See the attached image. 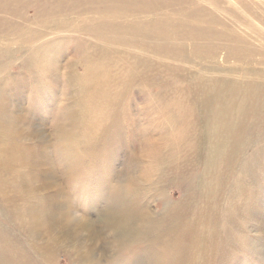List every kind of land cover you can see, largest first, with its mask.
Instances as JSON below:
<instances>
[{
    "label": "rangeland",
    "instance_id": "obj_1",
    "mask_svg": "<svg viewBox=\"0 0 264 264\" xmlns=\"http://www.w3.org/2000/svg\"><path fill=\"white\" fill-rule=\"evenodd\" d=\"M228 1L222 0L221 3L222 12L228 10L231 15L224 13L222 15L221 12V14H219L218 17L220 18V20L222 19V22L225 21L228 24H232L237 31L240 30L239 33L242 36H246L247 34L250 33L247 32L249 30L245 28V26L242 24L237 23L236 25H234L233 21L236 20L239 21L238 16H246L247 14H249L248 12L249 10H251L252 12H263L264 0L262 1L261 0H257V1L228 0ZM187 2L188 0H183L180 3L186 4ZM196 3H199L204 8H209V4L207 2L202 3V1H200ZM223 3L225 6L223 5ZM190 4L187 5L190 6ZM183 8L187 9L190 7H183ZM233 10L235 14L233 13ZM241 10H243L245 13L242 12ZM26 12H29L28 16H31L33 14L31 10H26ZM251 17L252 16L245 18L249 20L250 24L252 25ZM262 20H264V18H259V21L257 20V23L263 25L264 21L262 22ZM260 31L264 34V25L262 26V30L260 29ZM63 34L60 35L58 34L53 38H50L48 41H45V43H43L46 46L45 47L46 51L47 50L49 51L48 53V51L44 52L43 50H41V53H46V59L44 58L45 61L43 62L44 64L39 62L36 63L38 66L36 64H33L31 66L29 65L28 67L27 66L23 67L18 65L20 63L19 60L16 61L14 66L13 65L8 66V69L6 70L5 73L0 74L1 76L0 84H7V88H9L10 94H7L8 96L7 95L6 96L13 103V105L9 110V117L11 118H8L5 124L0 123V127L5 126V130L8 136L7 137L8 140H4L5 137L3 133L0 132V253H1L0 264L2 263L15 264L16 262H18V264H26V263L27 264H82L83 263V259L79 260L74 258V252H72L69 249L70 245L68 243L64 244V242L62 243L61 241L58 243L53 242V240L55 239L53 236L57 235V233H55L51 237H48V239H51L50 242L49 240L48 241L45 240V237H47L48 233L45 234L46 236L42 238H40L38 235H35L33 233V229H32L33 225L32 223H30L31 221L28 220V212H27L28 209L32 208V206L40 207V208L43 207L46 209L49 207V203H50L48 199V191L44 190L42 185L40 186V184H42V181L40 180L41 176L38 175L39 174L38 171H40L42 164L40 163V161H37L38 164L36 163V161H34L36 160L34 158H38L39 156L38 152H40L42 148L45 149V146H43V144L39 142V140L36 139L33 140L30 138V136L27 137V135L23 136V132L26 133L25 129L30 128L31 130H35L36 127H34V125L37 124H35L34 121L29 124V120L31 119H28L25 121L23 126L17 125L16 121L20 120L17 118L19 115L21 116L23 114L22 111L25 113L28 111V113L32 114L33 117H35L36 114L35 118L39 120L38 124L44 126V130L49 139L47 146L49 145L48 149L49 152L51 153L52 163L54 164L57 171V181L60 184H62L64 188L67 189L68 193L70 194V197L73 199L80 214L89 215L90 217H92L95 223L94 225H96V227L99 230H102V232L103 230H105L104 222L102 221L103 212L104 210H106V204L110 200V195L112 196V192L110 191L108 192L109 195L107 198L103 196L105 195L104 192L105 188L102 187H105V183H106L105 181L107 180L109 185L112 186L114 184L120 187V192L115 194V199L117 201H120V199H122V197L124 195H127L128 193L127 196L130 200L135 199L134 200L135 202L143 204L144 207H147L148 213L150 212L152 213L154 220L156 219L155 221L153 220V222L151 223L152 227L146 224L147 229L145 230V233L140 235L139 237L137 236V238L133 239L134 241L131 240L130 243H128V245L124 244L123 246H119V247H117L114 243L112 245H109L108 243L113 241L112 237L107 233H103L104 245L105 244L109 245V246L106 245L105 248L103 247L102 249L105 251V254L108 255L107 264H152V260L154 264H161L160 262L162 261V258L165 259V262L163 264H250L251 262H252L251 264H255V263L259 264L261 261L262 262L260 264H264V214H263L264 213V128H262V126L264 127V124L260 122L263 119L261 117H258L259 121L257 119H255V121H253L252 119L249 121L248 123L249 128L252 129V131L253 130L254 131L251 133L249 130L248 132L249 136H246L248 140L247 138L243 139V146H245L246 149L244 147V149L239 150L240 153L235 152L233 147L236 144L234 145V142L232 141L231 143L233 145L229 143L231 145V148H229L230 145H228V148L226 149L228 153L229 151H231V149H233L232 151L234 152L231 151L229 154L226 153L227 151L223 152L222 157L220 158L224 157L223 158L224 161H221L222 159L219 158V160L217 159V161H221L222 163L221 162L217 163V161L215 163V161H213L212 163H210L209 165L210 167L206 169L205 167L208 163L207 161L208 152L206 153L205 150L199 152V155L197 157L200 156L199 157L200 159L194 157V152H193L194 147H192V142H193L192 139L189 138L191 142L190 144L191 146L188 145L189 140L185 142L186 139H188L187 137L190 136L193 137L192 133L188 132L189 130L187 131L188 132L187 134L184 128L181 130L185 138L183 137V134H181L180 132L179 136L175 140V142L177 141L179 142L177 144L174 142L176 146L172 144L173 142H171V144H168L170 141H173L172 139L166 141L163 140L162 138L163 133L168 132L169 122L166 121L165 119H161V120H157V119H159L158 112H161V110H159L160 105L164 106V102L161 101V103L159 102V104L156 103L158 105L157 107L152 104V102H154L152 100L153 99L155 100L154 97L155 96L157 97L160 94L161 95L174 94L175 96L173 98L175 99V101H177L176 99H178V97L180 96V92H183L182 90L187 86V84L186 82H184V84L183 82L182 84L178 83L180 79L177 76L174 77V75H172V70H173L172 67H180L182 68L181 70L183 72L185 67H188L187 65L181 64L180 62H176L170 58L167 59L164 58L163 56L157 55L149 51L148 48L144 47L141 44H135L131 46V48L130 47L119 48V46L110 45L114 47V48L111 47V49H114L115 53L111 57L112 63L111 61L110 63L109 62L107 63L112 65L115 61H116L115 63L118 62L117 64H114V66L116 65V67H114L113 65L112 67L110 66L115 71L114 72L113 70H111L110 75L114 77L117 75V79L115 77L116 83L118 81H121L120 79H123L125 76L126 77L124 80H126V78L127 79L130 78L131 75L139 76L141 73H143L142 78H137L135 80L136 86L134 84L133 86L134 88H133L132 87L133 84H132L130 86L132 88L127 92H126L127 89L124 90L123 88V90H120L121 87L117 86L118 88L117 87H114L115 89L113 88L114 90L112 91V93L110 91L107 93L104 92L100 93L101 95L98 97L101 98V101L107 100L108 99L107 95L111 94L112 99L111 98L108 99L107 103H109L110 101L112 103V101H114L115 99L117 100L120 107L121 105L128 106L127 109L124 107H121L120 109L119 107L118 111H116L115 113L110 112L109 115L110 116L112 115L111 116L112 118H110L109 115L107 117L105 116L106 110L102 111L104 108H100V107L98 108L99 103L98 100L96 101L97 99L96 95L98 90L91 81L88 82V85L82 88V91H80L81 89L76 91L74 90V93L70 95L71 97L70 99L66 94L68 89L67 88L68 82L66 81V77H67L66 72L73 70L75 71L77 78L84 76L83 74H85V69L83 68L85 63H87L89 60L91 61V59L93 58L95 60L97 59L99 60V56H101L100 50L102 49V47H106L105 43L101 38H92L90 36H88L90 37L88 38L85 34H81L78 32H77L78 36L75 35L76 33H69V34L65 33V35ZM253 35L257 37L255 34ZM253 35H251V37L255 38ZM77 37H80L81 41L80 38H78L79 39L78 40ZM58 38L62 40L60 41ZM252 38L250 39V42L253 44L251 47L253 48L260 47L261 46L259 45L260 43H258L256 40ZM66 41L68 42V45L70 47L67 45ZM74 41H76V43ZM77 43H79L80 45L79 44L77 45ZM186 43H190V42L187 41ZM138 45H140V47ZM262 46L264 47V42ZM71 47L73 48L71 49ZM57 48H59V51ZM188 48H190L189 44H188ZM65 49L67 50L66 53L68 55L64 54L66 51ZM96 49H99V51H96ZM25 50L28 49L26 48ZM70 50L72 52H70ZM61 51L64 52L62 53ZM54 53H55V57H54ZM80 53L81 54L83 53L84 55H82V57H79ZM173 53L174 52L171 53L172 56H174ZM61 54L64 57H60ZM90 54L93 57H91ZM131 54H134L135 56H130ZM57 55L60 58L56 59ZM89 55L91 58H89ZM85 56L87 57V60H85L86 59ZM19 57L21 58V55L18 53L16 54L15 59ZM55 59L58 68L57 69L58 72H56L57 76L59 73V69L62 65V69H60L61 72L59 76L60 82L57 87L58 89H56V98H58V101L56 99L53 100V97L52 100L49 99V97L53 96L54 93L51 92L50 91L51 88L47 86L49 83V79L47 78L44 70L47 69L48 65L51 66L52 63H55L54 62ZM169 60L171 63L168 62ZM22 61H23V55H22ZM135 62L137 63V65H135ZM126 63H128V66L126 65L127 68L125 66ZM154 63L158 68L154 65ZM45 64H47V66ZM118 64L120 65V67ZM138 64L140 66H138ZM71 66L73 69L71 68ZM117 66L119 67V69L117 68ZM254 66H256L255 68H259V66L257 65ZM263 67H264V61H263V65L260 68L264 70ZM117 69L118 70L121 69L122 72L120 71L117 72L116 74ZM130 69H132L131 72H129ZM165 69L168 71H166ZM124 70L125 72H123ZM168 73H170V75H168ZM154 74L155 76H153ZM156 74L158 78L156 77ZM16 76H20V77L23 76L22 86H18L15 84L13 77ZM249 78H253V77L252 76L249 77L245 75L243 76L238 75L236 77L237 81H242V82L248 80ZM8 79L9 81L10 80L12 81L9 82ZM40 79L41 82H39ZM147 83L150 84L151 87L147 86L146 85ZM157 85H159V87ZM161 85H163L164 87ZM41 86L43 87V89L45 87V90L47 92L45 90L42 91L43 89H41L42 88ZM138 86L140 87L138 88ZM156 86L158 87V89ZM48 87L50 88V90H48L49 89ZM130 87H128V89ZM17 89L18 91L16 92L15 90ZM141 89L144 90L143 92L147 93L146 96L149 98L148 100H146V98L141 95L142 94ZM130 91L132 92V94ZM134 91L136 92V96H133ZM4 94H5V90H4ZM121 94L124 95L125 97L120 96ZM87 97L89 98L88 100L86 99ZM126 97H128V100ZM77 98L79 102L77 101ZM122 98L123 99L125 98V100H123ZM173 98H169L168 102L170 101L174 103ZM76 101L78 104H76ZM79 103L83 105L81 106ZM66 104L71 105V110H70L71 116L68 114L67 117H64L67 114ZM83 106L85 108H83ZM163 106H161V108ZM16 107L17 109L19 108L18 111L17 109H15ZM101 111L104 113V115L102 114ZM100 112L102 116H104V118L106 117L105 119L103 118L102 120L105 121V126L107 130L103 128L102 130L104 131H101L99 134L98 130H97L98 132L93 131L92 127L94 123L93 124L91 123L93 121L94 114H99L100 117L101 116ZM122 114L123 116L126 115L128 120L121 119ZM107 119L110 120L107 121ZM42 120L43 122H47L45 123L46 125L42 123ZM59 121L68 124L67 126H69V128L72 127L70 129L71 130L70 134L73 137L70 143H66L65 149L63 150H61V148L59 147L60 143L58 142L57 139L58 134L55 132V125H57ZM18 122L21 123V120ZM117 122L119 125L117 124ZM256 122L258 123L260 122V123L258 124ZM114 123H116V127ZM257 124L260 125L261 128L257 127L258 126ZM113 127H115L116 132ZM117 127H119V130ZM253 127L254 128L256 127L258 129V133L261 134L259 135L257 133V129H253ZM155 128H158L159 131L162 130V128L165 129L163 130V133H160L159 131L156 132ZM108 131L110 132V134ZM112 133H114L113 134L114 136L111 135ZM250 133L253 134L254 136L251 135ZM119 134L122 136H120ZM145 135H150L151 139H154L155 137H159L160 141L162 142V145L163 143H165L163 146L167 145V147L162 148L163 153L174 152V150L172 151V149L170 148L171 145L173 149L174 147L175 149H177L174 152V154L176 153V155L173 159H172L173 156L168 157V161H169L168 163H171V165H168L169 167L167 166L163 172L157 174L154 178H151L150 181L148 180L146 181L145 179L147 178L144 176L146 175L149 169L147 165L149 161L143 157V154L144 152L148 151V146L150 143L149 138ZM74 136L76 138H74ZM249 138L250 140L251 139L252 140L249 141ZM180 139L182 140L184 139L183 141L185 143ZM142 140H144V142ZM246 140H247V146L245 145ZM101 141L104 142L102 143ZM182 143L183 146H181ZM178 144L180 148L179 150H178ZM76 145L77 147H75ZM184 146L186 147L185 149ZM203 152L206 154H204ZM68 155L69 157H71V160L74 157L76 158V161L79 160L78 162H76L78 164L75 167L73 176L70 175L71 172L69 173L66 172L64 165L65 163L64 159H68ZM181 157H183V159ZM234 158H237V160ZM71 160L70 162H72ZM232 160L234 162L240 161L238 167L236 163L234 165V162H232ZM229 161H231V163L233 164L231 165ZM233 165L235 166L234 170H233L234 168ZM202 171L204 172V174ZM124 173H126V175L122 176ZM201 174H203L204 178H201L203 177L201 176ZM68 176H70V178ZM135 179L136 180L138 179L140 182L142 180H143L142 182H145L140 187H138L139 190L135 189L137 185L136 182H138V180L136 181ZM125 180L128 181V183ZM120 182L123 183V187H122V183ZM140 188L141 190L143 189V192L140 190ZM106 190H108L107 187ZM147 190L148 192H146ZM137 192H141L142 195L141 193L137 194ZM100 196L103 198H101ZM211 199L212 201H210ZM98 200L99 201L101 200L102 202L101 201L98 202ZM109 203L107 204V207L109 206ZM119 204H121V202H119ZM123 204L126 203L123 201ZM215 211L216 213H214ZM207 221L210 222L207 223ZM207 226L209 227V229H207L208 228ZM212 227L213 229H211ZM213 232L217 235H215ZM161 241L163 243H161ZM2 250H4L5 253ZM252 252L254 255L252 254ZM259 255L261 258H259ZM8 258L9 259L12 258V259L8 260ZM249 259L251 262L249 261ZM157 261L158 263H156ZM88 264H91V262H89Z\"/></svg>",
    "mask_w": 264,
    "mask_h": 264
},
{
    "label": "bare ground",
    "instance_id": "obj_2",
    "mask_svg": "<svg viewBox=\"0 0 264 264\" xmlns=\"http://www.w3.org/2000/svg\"><path fill=\"white\" fill-rule=\"evenodd\" d=\"M182 1L183 0H0V71H1L0 74L5 73L6 70L8 69V66H10V65L14 66L16 61H19V60H20V63L18 65L23 66V67L24 66L28 67L29 65L31 66V65L39 63V62L43 63L45 61L44 58L46 59V53H41V50H43L44 52L48 51V50L46 51V48H45L46 46L43 43H45V41H48L50 38H53L54 36H56L58 34L60 35V34L64 33L63 35H65V33L66 34L76 33L75 35H77V32H78L81 34H85L87 37L90 36L92 38H101L103 40V42L105 43L106 47H102V49L100 50L101 56L98 55L99 60L98 59L95 60L93 58L95 61L93 59H91V61L89 60L90 62L84 61V62L88 63V64L85 63L84 68H83V69H85V74H83L84 76L80 77L78 75L80 78H77L75 71L70 70V71L66 72V75H67L66 81L68 82V83L66 82L67 88H68L66 94L70 99L71 98L70 95L72 93H74V90L76 91V90L81 89L80 91H82V88L85 87L86 85H88V82L91 81L93 83V85L96 86V89L98 90L97 95H96V97H97L96 101L98 100V103H99L98 108L99 107L104 108L102 111L106 110L105 116L107 117L110 114V112L115 113L116 111H118V108L120 106H119L117 100H115L114 98H113L114 101H112V103H111V101L109 103H107L108 99H110V98L112 99L111 94L107 95V98H108L107 100L101 101V98L98 97L101 95L100 93L101 92L107 93L109 91L112 93V91L115 89L114 87H117V86L121 87L120 90H123V88H124V90L127 89L126 90V92H127L134 86L135 80L137 78H142V74H143V73H141L139 76L138 75H136V76L131 75L130 78H128V79L126 78V80H124L126 77V76L124 77V75H125V73H124V75H123L124 78L120 79L121 81H118L116 83V80H115V77L117 79L116 74H117V72H120L121 69L118 70L120 67V65L118 64L119 67L117 66L118 69H117L116 74H115L116 76L114 77V76L110 75L111 70H113L111 68L112 65L114 66V64L118 63V62L115 63L116 62L115 61L112 65L109 64L110 61L112 63L111 57L115 53L114 49H111V47H113V46H110V45L119 46V48L120 47H130L131 48V46H133L135 44H141L144 47L148 48L149 51H151L157 55L163 56L164 58H167V59L170 58L176 62H180L181 64L187 65L188 67H185V69L183 68L184 69L183 72L181 70L182 68H180V67H172L173 68L172 75H174V77L177 76L180 79L178 83L182 84V82H183V84H184V82H186V84H187V86L185 88H183V90H182L183 92H180V96L179 97L177 96L178 97V99H176L177 101H175V99L173 98L175 96L173 93H172L173 95H166V94L161 95L160 94L159 96L154 97L155 100L152 98L153 99L152 101H154V102H152V104L155 105L156 107L158 106L156 103L159 104V102L161 103V101L164 102V106L160 105L159 110H161V112H158L159 119H157V120L165 119L166 121L169 122V128H168L167 133H163V130L165 128H162V130H160V131L158 130V128H155V131L156 132L159 131L160 133H163L162 138L164 141L172 139L173 141H170L168 144H171V142H173L172 144H174V146H176V144L179 142V141L175 142V140L179 136L180 132H181V134H183L181 131L183 128H184V130H186V134L188 132L192 133L193 137H191V136L187 137L188 139H186L185 142H187V140H189V138L192 139V141H193L192 147H194L193 152H194L195 158L199 155V152H202L204 150L206 151V153L208 152L207 153V159L208 160L205 159L208 161V163L206 161L207 165L205 164L206 165L205 168L207 169L210 167L209 166L210 163H212L213 161H215V163H216L217 159L219 160V158L222 157L223 152L227 151L226 148H228V145H230L229 143H231L232 141L234 142V145L236 144L233 147L235 152L240 153L239 150L244 149L245 146H243V139L244 138L246 139L247 138L246 136H249V133H248L249 130L251 133L254 131V130L252 131V129H250L249 125H248V123L251 119L253 121H255V119H257L259 121L258 117H261L263 120L260 118L262 120L260 122L262 124H264V70L260 68L263 65V61H264V47L262 46L263 42H264V34L260 31V29L262 30V26L264 24L260 25V23H257V20L259 21V18H264V11L263 12H252L251 10H249L248 12L250 15L245 14L246 16H238L239 21H237V20L233 21L234 25L239 23V24L244 25L245 28H247L249 30V31H247L248 33L250 32L249 34H247L246 36H242L239 33L240 30L237 31L232 24H228L225 21L222 22V19L220 20V18L218 17V15L221 14V12H222V7H221L222 0H188V2L186 4L185 3L181 4L180 2H182ZM200 1H202V3L207 2L209 4V8H204L199 3H196V2H200ZM190 2H191V4H190ZM228 2H230V1H228ZM187 4H190V6ZM223 5H224V3H223ZM183 7H190V8L185 9ZM26 10H31L33 12V14L31 16H28L29 12H26ZM183 10H186V11H183ZM241 11L244 12L243 10H241ZM223 13L231 15L228 10L222 12V15H223ZM233 13H234V10H233ZM248 15L252 16L251 17L252 25L250 24L249 20L246 19L247 17H249ZM224 20H226V19H224ZM263 21L264 20H262V22ZM238 26H240V25H238ZM247 32H245V33H247ZM253 34H255L257 37H255ZM251 35H253L255 38H252ZM90 37H88V38H90ZM250 37L252 39L256 40L258 43H260L259 45H261V46L258 48L251 47L253 44L250 42V39H251ZM74 38H73V40H74ZM78 38H80V37H77V39ZM58 39L60 41L62 40L60 38H58ZM51 40H53V39H51ZM69 40H71V39H69ZM76 41H74V42L76 43ZM80 41H81V38H80ZM187 41L190 43H186ZM78 44L79 43H77V45ZM188 44L190 45V48H188ZM67 45H68V42H67ZM86 45H87V43H86ZM256 45H258V44H256ZM138 46L140 47V45H138ZM108 47H110V48H108ZM26 48L28 50H25ZM59 48H60V46H59ZM59 48H57L58 51H59ZM72 48L73 47H71V49ZM79 48H80V46H79ZM99 49H96V51H99ZM53 51H54V49H53ZM77 51H78V48H77ZM85 51H86V49H85ZM119 51H120V49H119ZM66 52H67V50L65 51L64 54H67ZM70 52H72V51L70 50ZM136 52H134V53H136ZM172 52H174L173 53L174 56L171 55ZM18 53L21 55V58L19 57V58L15 59L16 54H18ZM22 53H24V54H22ZM48 53H49V51H48ZM92 53H94V52H92ZM98 53H100V52H98ZM22 55H23V61H22ZM82 55H84V54L80 53L79 57H82ZM90 55H89V58L93 57L92 55L90 57ZM121 55H122V53H121ZM142 55H143V53H142ZM86 56H85V58H86L85 60H87ZM130 56H135V55L131 54ZM54 57H55V53H54ZM60 57H64V56L61 54ZM60 57H58V55H57L56 59L60 58ZM134 58H136V57H134ZM56 59L54 60L55 63H52L51 66L48 65L49 68H48L47 64H45L47 66V69H44V70H45L47 78L49 79V83L47 86H49L51 88V90H50V88L48 87L49 88L48 90H50L51 92L54 93V95L50 96L49 99L52 100V97H53V100L56 99L58 101V98H56V89H58L57 87H58L59 82H60L59 76H60V72H61L60 69H62V65L59 69V73L57 76L56 72H58L57 71L58 68H57ZM118 59H120V58H118ZM132 59H133V57H132ZM153 59H154V57H153ZM107 62H109V63H107ZM164 62H166V61H164ZM168 62H170V60ZM28 63H30V64H28ZM155 63H154V65H155ZM72 64H73V62H72ZM36 65H34V66H36ZM126 65L128 66V63H126L125 66ZM135 65H137L136 62H135ZM254 65L259 66V68H255L256 66H254ZM127 66H126V68H127ZM138 66H140V65L138 64ZM143 66H145V65H143ZM114 67H116V65ZM132 67H133V65H132ZM71 68H72V66H71ZM131 70L132 69H130L129 72H131ZM166 71H168V70H166ZM123 72H125V70ZM141 72H142V70H141ZM153 73H155V72H153ZM17 75H20V74H17ZM168 75H170V73H168ZM238 75H240V76L245 75V76H249V77L252 76L253 78H249L248 80L242 82V81H237L236 77ZM153 76H155V74ZM156 77H157V74H156ZM13 78H14V82L16 85L22 86L23 76H21V77L16 76ZM24 80H26V79H24ZM8 81H9V79H8ZM10 81H12V80H10ZM0 82H1V79H0ZM39 82H41V79ZM137 82H138V80H137ZM71 84H73V85H71ZM152 84H154V83H152ZM77 85H78V87H77ZM131 85H132V87H130ZM137 85H138V83H137ZM146 85L151 87L150 84H148V83ZM8 86H10V85H8ZM135 86H136V84H135ZM157 86L159 87V85H157ZM161 86H163V85H161ZM13 87H14V85H13ZM128 87H130V88L128 89ZM139 87L140 86H138V88ZM158 87H157V89H158ZM6 88H7V84H0V110H1L0 111V117H1L0 123L1 124H5L6 120L8 118H11V117H9V110H10L11 106L13 105V103L7 98V96H8L7 94H10V91H9V88H7V89ZM41 89H43V87ZM41 89H40V91H41ZM72 89H73V91H72ZM142 89H141V93H142L141 95L143 97H145L146 100H148L149 98L146 96L147 93L143 92L144 90H142ZM4 90H5V94H4ZM44 90H45V87L42 91H44ZM15 91L17 92L18 89ZM26 91H27V89H26ZM57 92H59V91H57ZM122 94L120 96H124ZM131 94H132V92H131ZM133 94H134L133 96H136L135 91L133 92ZM50 95H51V93H50ZM125 95H126V93H125ZM15 96H16V94H15ZM19 96H21V95H19ZM129 96H131V95H129ZM81 97H80V99H81ZM126 98L128 100V97H126ZM169 98H173L174 103H172L170 101L168 102ZM86 99L88 100L89 98L87 97ZM119 99H120V97H119ZM123 100H125V98ZM77 101H78V98H77ZM77 101H76V104H78ZM52 102H54V101H52ZM87 103H88V101H87ZM87 103H86V105H87ZM57 104H58V102H57ZM79 104L81 105V103H79ZM123 104H124V102H123ZM76 106H79V105H76ZM161 106H163V107L161 108ZM51 107H52V105H51ZM121 107H124L126 109L128 108V106H122V105H121ZM121 107H120V109H121ZM66 108L65 109L67 110V114L64 117H67L68 114L71 116V112H70L71 105L66 104ZM83 108H85V107L83 106ZM15 109H17V107ZM18 110H19V108L17 109V111ZM20 110H22V109H20ZM50 110H51V108H50ZM72 110H74V109H72ZM101 112H100V114H101ZM22 113L23 114L21 116L19 115L17 118V119L21 120V123H19L18 121H20V120H18V121H16L17 125L23 126L25 121L28 119H31V120H29V124L33 121L35 124H37V125H34V127H36L35 130H31L30 128H27V129H25L26 133L21 131V132H23V136L27 135V137L30 136V138L33 140L34 139L39 140V142H41L43 144V146H45V149L42 148V150H40V152H38L39 156H38V158H34V159H36L34 161H36L37 164H38L37 161H40V163L42 164L41 168L43 169V171L41 168H40V171H38V173H39L38 175L41 176L40 180L42 181V184H40V186L42 185L44 190L48 191V199H49L50 203H49V207L46 209L43 207L40 208V207H33V206H32V208L28 209V211H27L28 212V220H30L31 221L30 223H32V225H33V227H32L33 233L35 235H38L40 238L45 237L46 236L45 234L48 233L47 237H45V240H47V241L49 240V242L51 239H48V237H51L55 233H57L58 236L57 235L53 236L55 238L53 240V242L58 243L61 241L62 243L64 242V244L68 243L70 245L69 249L72 252H74V258L79 259V260L83 259L82 264H88L89 262H91V264H107V256L108 255L105 254L104 250H102L103 247L105 248L106 245L109 246V245H112L113 243L117 247L123 246L124 244L128 245V243H130L131 240L137 238V236L139 237L140 235L144 234L145 230L147 229L146 224L151 226V223L154 220L152 213L151 212L148 213L147 207H144V205L141 203L135 202L134 201L135 199L130 200L127 196L128 193H127V195H124V196L122 195L123 196L122 199H120V201H117L115 199V194L120 192V187L118 185H114L113 183H111V184H113L114 186L109 185L108 180H107V181H105L106 182L105 187H102V188H105L104 189L105 195H103V194L102 195L105 196V198H107L109 195L108 192L110 191V192H112V196L110 195V200L107 202V204L110 202L109 206L107 207V204H106V210H104V212H103L102 221L104 222L105 230H103V232H102V230H99L96 227V225H94L95 223H94V220L92 217H90L89 215H81L80 214L77 206L75 205L73 199L70 197V194L68 193L67 189L64 188L63 185L57 181V171H56L54 164L52 163L51 153L49 152V149H48L49 145L47 146L49 139H48V136L44 130V126L38 124L39 120L37 118H35L36 114H35V117H33L32 114L28 113V111L26 113L22 111ZM102 114L104 115L103 112H102ZM102 114L100 117H99V114H94L93 121L91 123V124L94 123V125L92 127L93 131L98 130L99 134L101 131H104V130H102L103 128H105L107 130V128L105 126V121L102 120L104 118V116H102ZM117 114H119V113H117ZM90 115H91V113H90ZM111 116L109 115L110 118H112ZM121 117L120 118L123 120H128L126 115L123 116V114H122ZM116 119H118V118H116ZM116 119H115V121H116ZM108 120H110V119H107V121ZM42 123L45 124L47 122H43V120H42ZM256 123H258V122H256ZM117 124H118V122H117ZM164 124H165V122H164ZM67 125L68 124L62 123L60 121H59V123H57V125H55V132L58 134L57 139H58V142L60 143L59 147L61 148V150L65 149L66 143H70V141L73 137L70 134L71 133L70 129L72 127L69 128V126H67ZM114 125L116 127V123H114ZM253 126H254V124H253ZM115 127H113V128L115 129ZM119 127H117L118 130H119ZM257 127H260V125H258ZM113 128H111V129H113ZM262 128H264V127L262 126ZM253 129H257V128L253 127ZM118 130H117V132H118ZM184 130H183V132H184ZM109 131H110V129H109ZM112 131H114V130H112ZM0 132L3 133V135L5 137L4 140H8V138H7L8 136H7V132L5 130V126L0 127ZM115 132H116V129H115ZM78 133H79V131H78ZM105 133H107V132H105ZM141 133H144V132H141ZM257 133H258V129H257ZM80 134H81V132H80ZM109 134H110V132H109ZM113 134L114 133H112L111 135H113ZM106 135H105V138H106ZM251 135H253V134H251ZM120 136H122V135H120ZM145 136H147L149 138L150 143L148 146V151L144 152V154H143V157L149 161V163H147L149 169H148L146 175H144V176L147 178V179H145L146 181L147 180L150 181L151 178H154L157 174L163 172L168 165H171V163H168L169 162L168 157L173 156L172 157V159H173L176 155V153L174 154V152L177 149H175V147L173 149V147L171 145L170 148L172 149V151L174 150V152L163 153L162 148L167 147V145L163 146L165 143H163V145H162V142L160 141L159 137H155L154 139H151L150 135H145ZM145 136H144V138H145ZM107 137H109V136H107ZM180 137H181V135H180ZM183 137L185 138L184 134H183ZM74 138H76V137L74 136ZM180 140H182V139H180ZM247 140H248V138H247ZM247 140H246V144H245L246 146H247ZM251 140L249 138V141H251ZM142 141L144 142V140H142ZM76 142H78V141H76ZM93 142H95V141H93ZM189 142H190V140L188 141V145L191 144V142L190 143ZM140 143H141V141H140ZM181 146H183V143ZM185 146H184V149L186 148ZM75 147H77V145ZM168 147H169V145H168ZM229 148H231V145L229 146ZM179 149L180 148H179V144H178V150ZM245 149H246V147H245ZM232 150L233 149H231V151ZM169 151H170V149H169ZM231 151H229V153ZM234 151H232V152H234ZM182 152H185V151H182ZM206 153H204V154H206ZM226 153H228V151ZM68 154H69V152H68ZM179 154H177V155H179ZM116 155H117V152H116ZM116 155H115V157H116ZM189 155H190V153H189ZM236 155H238V154H236ZM66 156H67V153H66ZM199 157H197V158H199ZM64 158H65V156H64ZM74 158H72V160H71V157H69V155H68V159H64L65 160L64 162L66 163V164L64 163L66 172L67 173L71 172L70 173L71 176L74 175L75 167L78 164L76 162L79 161V160L76 161V158L75 159ZM113 158H114V156H113ZM181 158L183 159V157H181ZM223 158H220V159H222L221 161H224ZM234 159L237 160V158H234ZM70 160L72 162H70ZM233 160H232V162H234ZM221 161H217V163H219ZM170 162H171V160H170ZM239 162L235 161L234 165L236 163L237 167H238ZM203 163H205V162H203ZM229 163H231V161H229ZM232 164L233 163H231V165ZM110 165H112V164H110ZM242 165H243V163H242ZM233 166H231V167H233ZM212 167H214V166H212ZM239 167H240V165H239ZM202 169H203V166H202ZM234 169H235V166H234L233 170ZM218 170H219V168H218ZM236 170H237V168H236ZM208 173H210V172H208ZM203 174H204V172H203ZM203 174H201V176H203ZM124 175H126V173H124L122 176H124ZM68 177L70 178V176H68ZM206 177H208V176H206ZM214 177H215V175H214ZM201 178H204V176ZM69 180H71V179H69ZM143 180H144V178H143ZM193 180H194V178H193ZM142 181L140 182L138 180V182H136L137 185H136L135 189H138V187H140L143 183H145ZM126 182L128 183V181H126ZM120 183H122V182H120ZM144 186H145V184H144ZM106 187L108 190H106ZM122 187H123V183H122ZM140 190H141V188H140ZM141 191L143 192V189ZM144 191H145V189H144ZM146 192H148V190ZM138 193H141V192H137V194ZM139 195H138V197H139ZM141 195H142V193H141ZM101 198H103V197H101ZM220 198H219V200H220ZM95 201H97V200H95ZM100 201L98 200V202H100ZM123 201L126 204H123ZM210 201H212V199ZM119 202H121V204H119ZM214 213H216V211ZM256 215H257V212H256ZM191 218H192V216H191ZM212 220H214V219H212ZM209 222L207 221V223H209ZM149 229H148V231H149ZM207 229H209V227ZM211 229H213V227ZM103 233H107V234L111 235L113 241L109 242L108 243L109 245L108 244L104 245V234ZM215 235H217V234H215ZM145 238H148V237H145ZM161 243H163V242L161 241ZM249 245H250V243H249ZM254 248H256V247H254ZM2 251H4V250H2ZM155 252H156V250H155ZM4 253H5V251H4ZM48 254H49V252H48ZM189 254H190V252H189ZM252 254H253V252H252ZM4 257H5V254H4ZM2 258H3V256H2ZM186 258H188V257H186ZM259 258H261L260 255H259ZM10 259H12V258H10ZM10 259L8 258V260H10ZM214 259H216V258H214ZM249 261H250V259H249ZM255 261H257V260H255ZM2 262H3V260H2ZM52 262H53V260H52ZM150 262H151V259H150ZM164 262H165V259L162 258V261L160 263L163 264ZM156 263H158V261ZM15 264H18V262H16ZM152 264H154L153 260H152Z\"/></svg>",
    "mask_w": 264,
    "mask_h": 264
}]
</instances>
